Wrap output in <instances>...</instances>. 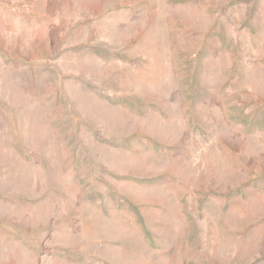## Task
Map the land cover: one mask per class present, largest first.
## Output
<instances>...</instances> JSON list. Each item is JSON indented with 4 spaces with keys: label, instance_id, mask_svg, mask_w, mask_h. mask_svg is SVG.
I'll use <instances>...</instances> for the list:
<instances>
[{
    "label": "rangeland",
    "instance_id": "obj_1",
    "mask_svg": "<svg viewBox=\"0 0 264 264\" xmlns=\"http://www.w3.org/2000/svg\"><path fill=\"white\" fill-rule=\"evenodd\" d=\"M0 264H264V0H0Z\"/></svg>",
    "mask_w": 264,
    "mask_h": 264
}]
</instances>
